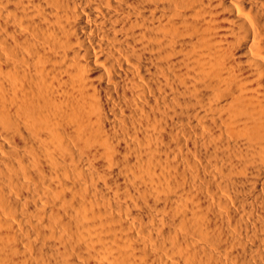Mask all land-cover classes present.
Segmentation results:
<instances>
[{
  "label": "bare ground",
  "instance_id": "1",
  "mask_svg": "<svg viewBox=\"0 0 264 264\" xmlns=\"http://www.w3.org/2000/svg\"><path fill=\"white\" fill-rule=\"evenodd\" d=\"M0 264H264V0H0Z\"/></svg>",
  "mask_w": 264,
  "mask_h": 264
}]
</instances>
